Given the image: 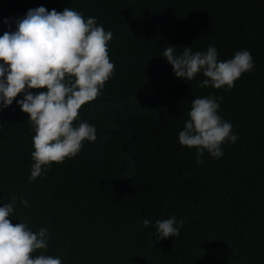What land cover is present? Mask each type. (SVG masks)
Returning a JSON list of instances; mask_svg holds the SVG:
<instances>
[{"label":"trees","instance_id":"1","mask_svg":"<svg viewBox=\"0 0 264 264\" xmlns=\"http://www.w3.org/2000/svg\"><path fill=\"white\" fill-rule=\"evenodd\" d=\"M40 6L94 17L113 34L115 67L79 110L96 141L35 180L34 128L15 100L0 107V206L15 196L11 222L47 228L48 248L33 255L62 264H264V0H0V35ZM209 45L220 61L250 51L253 70L231 89L201 88L202 74L177 78L162 56L167 46L180 54ZM209 95L238 139L197 164L178 134L192 100ZM170 217L184 221L179 235L157 239L156 221Z\"/></svg>","mask_w":264,"mask_h":264},{"label":"clouds","instance_id":"2","mask_svg":"<svg viewBox=\"0 0 264 264\" xmlns=\"http://www.w3.org/2000/svg\"><path fill=\"white\" fill-rule=\"evenodd\" d=\"M3 23L9 24L8 19ZM14 23L15 31L9 26L0 35V107L7 108L15 100L34 128L30 180H35L48 165L76 156L85 140L96 141L95 127L79 120V110L100 94L114 72L108 55L113 34L98 25L94 17L85 19L68 7L60 12L43 6L29 9ZM162 56L177 78L192 80L202 74L205 79L198 85L201 88L231 89L243 73L254 68L250 51H237L231 59L220 61L214 45H209L206 52L184 47L180 54H176L175 46H167ZM34 89L46 91H30ZM20 94L23 98L16 100ZM219 107L212 95L193 99L189 119L178 134L180 145L196 149L197 164L204 163L201 157L205 151L220 158L221 145L238 139L231 123L218 115ZM20 203L29 206L22 197ZM15 204L16 197L12 196L0 206V264H62L59 257L33 255L48 248V230L33 232L26 223L13 224L9 217ZM149 223L143 221L145 227ZM183 224L181 219L177 226L174 217L157 220V239L179 235Z\"/></svg>","mask_w":264,"mask_h":264}]
</instances>
